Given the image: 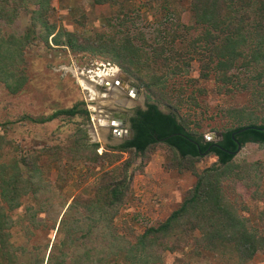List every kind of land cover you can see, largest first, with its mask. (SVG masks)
Wrapping results in <instances>:
<instances>
[{
	"label": "trees",
	"instance_id": "1",
	"mask_svg": "<svg viewBox=\"0 0 264 264\" xmlns=\"http://www.w3.org/2000/svg\"><path fill=\"white\" fill-rule=\"evenodd\" d=\"M93 1L96 5H113L117 0ZM150 1L162 5L166 22L159 40L154 46H147L151 49L147 51L145 46H138L135 43L138 38L129 33L118 42L114 36L106 34L84 37L59 28L50 20L53 0H0V83L5 84L12 95L22 91L28 81L22 67L26 64V51L39 43L49 48L65 47L73 54L104 56L138 77L148 91L165 90V75L161 72L170 70L171 77L188 74L193 62L199 64L201 79L209 80L215 76L226 90L241 86L239 77L231 74L234 69L251 74L255 71L257 74L247 78L242 89L250 91L253 103H261L264 99V87L260 85L264 75V0H191L195 27L182 22L179 6L185 0ZM22 15L29 18L24 31L7 33V29L15 28ZM115 20H118V30L125 27V20L120 15L108 22L112 25ZM193 29L201 32L188 41ZM139 39L144 41L143 36ZM179 44L185 49H179ZM143 72L147 73L148 82ZM147 108L146 112L138 111L131 118L134 137L110 148L111 154L99 155L100 144L87 145L89 139L84 129L78 130L80 142L75 147V154L84 152L83 157L89 163L102 165L106 158L129 152L146 155L153 146L164 144L176 152L183 163L204 156L199 154V148L206 151L212 142L203 136H195L176 113H164L156 103L148 102ZM79 116L90 121L91 113L84 102L49 117L24 116L19 121L46 124L60 117L74 119ZM245 119L242 115L239 121ZM10 125V122H0L2 128ZM246 127L264 129V122H249L224 132L218 146L235 152L238 146L232 134ZM235 138L242 147L249 143L264 145V132L260 130H249ZM12 145V141L0 136V264H160L163 253H174L187 247L186 238L197 231L201 233L196 239L198 256L210 253L236 260L237 264H248L264 251V212L261 229L254 228L240 215L236 203L231 202L226 194L225 184L232 177H239L243 168L234 161L237 154H229L217 147L210 153L218 157L220 166L196 172V184L181 206L165 221L148 228L133 244L119 236L114 225L120 206L129 197L131 162L125 161L121 168L107 172L93 183L89 196H78L68 206L58 229H53L56 230L55 242L48 258L38 248L17 246L12 232L20 222L11 214L23 209V218L30 227L43 231L37 219L52 203V196L50 183L43 179L38 158L27 157L26 153L21 158L2 160L1 150ZM119 157L116 156L111 164L119 161ZM118 170H121L120 175H117ZM237 183L240 182L235 185ZM240 184L249 193L257 192L253 180ZM29 200L37 207L24 208V203ZM24 230L30 232L28 227ZM83 240L88 242L81 245ZM71 246L73 256L70 257L67 250Z\"/></svg>",
	"mask_w": 264,
	"mask_h": 264
},
{
	"label": "rangeland",
	"instance_id": "2",
	"mask_svg": "<svg viewBox=\"0 0 264 264\" xmlns=\"http://www.w3.org/2000/svg\"><path fill=\"white\" fill-rule=\"evenodd\" d=\"M179 7L183 24L195 27L191 0H185ZM52 9L50 20L59 28L84 37L106 34L114 36L118 42L129 33L138 38L135 43L145 46L147 51H151L147 46H154L159 40L163 23L166 22L162 5L150 0H117L113 5H96L93 0H53ZM119 15L125 20V27L118 30V20L112 21V25L108 20ZM28 22V16L22 15L15 28L7 29V33H14L15 30L22 33ZM200 32L193 29L187 40H193ZM140 36H143L144 41L139 39ZM52 48L38 43L27 49L26 64L22 67L28 81L21 92L12 95L5 84L0 83V122L12 123L7 128L0 127V136H5L6 141L13 143L10 148L1 150L2 160L21 158L26 153L27 157L38 158L43 179L50 183L52 196V203L45 207V212L37 219L43 231L30 227L23 218V209L11 214L14 220L20 222L12 232L13 241L17 246L40 249L46 258L68 206L78 196H89L92 184L107 172L121 168L123 162H131L130 191L129 197L119 208L114 225L117 234L131 244L148 228L159 225L181 206L196 184V172L201 173L214 165L220 166L214 154L183 163L176 152L164 144L153 146L146 155L123 153L102 160V165H94L83 157L84 152L77 155L74 152L80 142L79 129L86 130L89 139L87 145L100 144L98 153L101 155L104 152L111 154L109 149L123 144L127 135L114 137L117 127H112L108 122L107 126L99 125L97 120H124L126 124L123 129L129 130L133 111L144 108L148 102L156 103L164 113H176L195 136L205 138L223 134L249 122H264V103L261 104L264 99H261L260 104L253 103L250 91L242 89L246 79L257 74L255 71L251 74L243 69H234L231 74L239 77L242 87L239 85L226 90L215 76L209 80L201 79L199 64L193 62L188 74L171 77L170 70L161 72L165 75V90L148 91L138 77L127 73L104 56L73 54L65 47ZM178 48L184 50L185 46L179 44ZM115 69L120 71L121 78L117 79V76L116 80L109 81L112 85L106 87L100 74L105 73L113 78ZM80 75L96 81L98 93L103 98H94L93 92L85 88L87 80ZM142 75L148 82L147 73L143 72ZM114 81L120 85L115 86ZM133 84L139 86L140 92L136 98H129ZM260 85L264 87V75ZM115 87L121 93L116 100L113 99ZM82 102L91 113L90 121L81 116L74 119L60 117L46 124L19 121L24 116L49 117ZM244 111L245 114H241ZM242 115L247 119L239 121ZM116 156H120V160L111 164ZM234 161L243 168V172L239 173V177L226 181V194L231 202L236 203L240 215L254 228L261 229L260 220L264 212V145L246 144ZM120 174L121 170H118L117 175ZM251 180L257 186L256 193H249L240 184L251 183ZM236 182L240 183L235 185ZM28 206L37 207L31 200L24 203V208ZM24 227H28L30 232L26 233ZM200 237L201 233L197 231L186 238L187 247L179 248L174 253H163L160 264H237L236 260L224 259L215 254L202 253L198 256L195 248L196 239ZM87 242L83 240L80 244ZM72 251L73 246L67 250L70 257L73 256ZM248 264H264V251Z\"/></svg>",
	"mask_w": 264,
	"mask_h": 264
},
{
	"label": "water",
	"instance_id": "3",
	"mask_svg": "<svg viewBox=\"0 0 264 264\" xmlns=\"http://www.w3.org/2000/svg\"><path fill=\"white\" fill-rule=\"evenodd\" d=\"M134 90V91H133ZM133 90L131 91V93H132V95H134V96H137L138 94H139V92H140V90H139V86L138 85H134L133 84ZM123 124L125 125V122H118V121H116V120H113L112 122H111V126L112 127H115L116 128V126H117V128L114 130L115 131V134L113 135L114 137H117V138H120L121 137V132H120V129L121 128H123V127H125V126H123ZM249 130H260V131H263L264 132V129H259V128H256V127H246V128H243V129H240V130H238V131H236V132H234L233 134H232V139L236 142V144L238 145V148H237V150L235 151V152H229V151H226L225 149H223V148H221V147H219L218 145H213V146H211L209 149H208V151L204 154L205 156L206 155H208V154H210V151H211V149L213 148V147H217L218 149H220V150H223V151H226L227 153H229V154H238L241 150H242V145L236 140V136L237 135H240V134H242V133H244V132H246V131H249ZM128 135L126 136V139L128 138V139H132V137H133V130H128ZM206 140L207 141H209V142H211V141H218V140H222V134H216L214 137L213 136H211V137H206Z\"/></svg>",
	"mask_w": 264,
	"mask_h": 264
},
{
	"label": "bare ground",
	"instance_id": "4",
	"mask_svg": "<svg viewBox=\"0 0 264 264\" xmlns=\"http://www.w3.org/2000/svg\"><path fill=\"white\" fill-rule=\"evenodd\" d=\"M120 71L119 70H114V73H115V77H113V78H111L109 75H107V74H100V78L101 79H103V82L102 83H104V82H107V83H110L109 81H113V80H116V77L118 76V78L117 79H119V78H121V75H120V73H119ZM80 77L81 78H83V79H85V77H83L82 75H80ZM85 80H87V83L85 84V88L86 89H88V90H91L92 92H93V94H94V98H100L101 97V95L98 93V83L96 82V81H94L93 79H85ZM107 80V81H106ZM114 82H116V81H114ZM111 84V83H110ZM108 85V84H107ZM134 91V90H133ZM113 94H115V95H113V99H115L116 100V98L118 97V95H121V93H120V90L118 89V88H114V90H113ZM101 98H103V97H101ZM127 102V101H126ZM125 104V103H124ZM98 119V118H97ZM98 122H99V125H106L107 126V122L109 123V125L111 124V122L113 121V118H111V121H110V119H103V118H99L98 120H97ZM121 132V131H120ZM121 134H122V132H121Z\"/></svg>",
	"mask_w": 264,
	"mask_h": 264
},
{
	"label": "flooded vegetation",
	"instance_id": "5",
	"mask_svg": "<svg viewBox=\"0 0 264 264\" xmlns=\"http://www.w3.org/2000/svg\"><path fill=\"white\" fill-rule=\"evenodd\" d=\"M119 83V82H118ZM108 84V85H107ZM112 84H110V83H107L106 82V87H109V86H111ZM133 90V88L129 91V95H128V97L129 98H136V96H134V95H132V93H131V91ZM148 110V108H147V105L144 107V108H141V107H139V108H136L134 111H133V114H132V117L131 118H133V117H135L136 115H137V112L138 111H142V112H146ZM110 121H111V119H110ZM116 121H118V122H125L124 120H116ZM126 124V123H125ZM123 126H125L124 124H123ZM117 127V126H116ZM123 128H125V127H123ZM129 130H132V124H131V127H130V129ZM126 135H128V133L126 134ZM133 137H134V132H133ZM132 137V138H133ZM128 139V138H127ZM238 142H239V140L238 139H236ZM221 140H218V141H211L212 142V144L210 145V147L211 146H213V145H218V143L220 142ZM236 143V142H235ZM240 143V142H239ZM241 144V143H240ZM237 145V144H236ZM238 146V145H237ZM209 147V148H210ZM208 148V149H209ZM215 147H213L212 149H211V151L214 149ZM208 149L206 150V151H204L202 148H199V154H201V155H204L207 151H208ZM210 151V152H211ZM232 152V151H231ZM211 154V153H210Z\"/></svg>",
	"mask_w": 264,
	"mask_h": 264
},
{
	"label": "crops",
	"instance_id": "6",
	"mask_svg": "<svg viewBox=\"0 0 264 264\" xmlns=\"http://www.w3.org/2000/svg\"><path fill=\"white\" fill-rule=\"evenodd\" d=\"M114 84H115V86H119V85H120V84L118 83V81H116ZM105 86H106V85H105ZM120 131H121V132L123 131L122 134H121V136H122V135H126V134H127L128 129H123V128H121ZM114 133H115V131H114Z\"/></svg>",
	"mask_w": 264,
	"mask_h": 264
}]
</instances>
